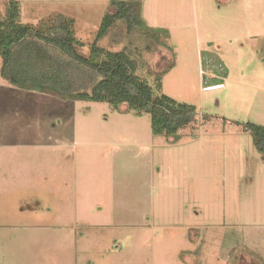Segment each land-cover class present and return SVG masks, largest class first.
Listing matches in <instances>:
<instances>
[{
  "label": "rangeland",
  "instance_id": "1",
  "mask_svg": "<svg viewBox=\"0 0 264 264\" xmlns=\"http://www.w3.org/2000/svg\"><path fill=\"white\" fill-rule=\"evenodd\" d=\"M15 1L21 23L71 19L88 55L118 0ZM138 1L148 35L117 23L97 45L151 86L163 71L196 120L174 140L0 74V264H264V153L243 127L264 126V0Z\"/></svg>",
  "mask_w": 264,
  "mask_h": 264
},
{
  "label": "trees",
  "instance_id": "2",
  "mask_svg": "<svg viewBox=\"0 0 264 264\" xmlns=\"http://www.w3.org/2000/svg\"><path fill=\"white\" fill-rule=\"evenodd\" d=\"M110 5L112 11L102 16L85 55L71 19L59 14L53 24L37 28L21 23L18 1L8 0L0 17V74L18 88L63 99L107 102L117 108L125 105L136 113H148L155 134L177 140L179 131L196 120L197 109L160 93L163 71L151 86L136 73L137 62L125 49L111 51L97 45L117 23L124 24L128 33L137 30L148 35L138 0L112 1ZM243 127L264 153V126L246 122Z\"/></svg>",
  "mask_w": 264,
  "mask_h": 264
}]
</instances>
